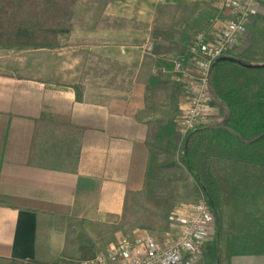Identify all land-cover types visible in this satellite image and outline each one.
Returning <instances> with one entry per match:
<instances>
[{
	"label": "crops",
	"instance_id": "0c3cea01",
	"mask_svg": "<svg viewBox=\"0 0 264 264\" xmlns=\"http://www.w3.org/2000/svg\"><path fill=\"white\" fill-rule=\"evenodd\" d=\"M218 2L76 0L57 45L0 47V264L73 261V222L106 225L143 201L157 128L175 126L176 118L158 119L157 104L166 96L180 113L188 101L189 86L171 78L172 61L196 33L221 26ZM148 41L152 55L142 49ZM246 41L225 56L236 58ZM153 77L169 88L151 99ZM211 173L221 202L223 185ZM253 208L258 220L264 207ZM226 259L264 264V249ZM204 261L199 254L193 264Z\"/></svg>",
	"mask_w": 264,
	"mask_h": 264
},
{
	"label": "trees",
	"instance_id": "16d2710c",
	"mask_svg": "<svg viewBox=\"0 0 264 264\" xmlns=\"http://www.w3.org/2000/svg\"><path fill=\"white\" fill-rule=\"evenodd\" d=\"M76 0H0V47L51 48L57 37L70 32ZM10 24V30L8 25ZM243 62V61H242ZM248 67L234 61L215 62L211 72L212 98L222 111L219 125L188 132L182 139L171 121L157 128L159 147L172 153L180 144L178 163L201 178L211 204L219 207L217 181L209 169L211 156L264 167V57ZM166 80L153 77L147 84L151 99L156 90H167ZM226 111H225V109ZM146 176L143 202L155 206L170 201L160 188L157 165L152 161ZM23 264V263H13ZM52 264H59L54 262Z\"/></svg>",
	"mask_w": 264,
	"mask_h": 264
},
{
	"label": "rangeland",
	"instance_id": "374dc122",
	"mask_svg": "<svg viewBox=\"0 0 264 264\" xmlns=\"http://www.w3.org/2000/svg\"><path fill=\"white\" fill-rule=\"evenodd\" d=\"M262 1V12L254 16L248 28L243 52L235 54L236 59L245 63L254 64L264 57V0ZM62 37L60 35L56 38L57 44ZM156 109L161 121L171 117L173 121L179 115L175 103L166 96H162ZM174 130L178 133L175 126ZM153 153L152 161L158 166L156 178H159L160 188L168 191L170 201L165 205L150 206L139 199L124 218L112 219L110 223L102 226H92L83 221L73 222L71 230L75 259L62 261L60 264H77L90 259L95 253L104 251L109 244L123 237H132L131 233L140 229L154 235L159 241H165L172 236L173 231L169 229L167 221L169 212L190 208L199 199V195L207 191L201 178L193 177L178 163L179 143L175 145L172 153L161 147H153ZM209 162L211 171L217 175L223 186L219 207H214L210 202L217 222L213 238L200 249V255H204L205 264H227L226 258L233 252L264 249V212L258 214V220L250 215L256 203L264 207V170L255 168L256 166L246 167L238 163L223 162L222 159L212 156ZM256 192L260 194L256 196ZM104 235L106 237H100Z\"/></svg>",
	"mask_w": 264,
	"mask_h": 264
},
{
	"label": "built area",
	"instance_id": "2783aa9c",
	"mask_svg": "<svg viewBox=\"0 0 264 264\" xmlns=\"http://www.w3.org/2000/svg\"><path fill=\"white\" fill-rule=\"evenodd\" d=\"M217 8L224 18L221 26L212 34L196 33L188 53L172 61V80L189 86L188 101L175 119L181 139L197 127L221 122L210 88L213 65L242 43L254 16L262 12L261 0H219ZM142 49L152 55L154 45L148 41ZM167 221L173 233L165 241L139 231L77 264H193L215 230L216 217L207 193L200 194L190 208L170 211Z\"/></svg>",
	"mask_w": 264,
	"mask_h": 264
},
{
	"label": "water",
	"instance_id": "95a60500",
	"mask_svg": "<svg viewBox=\"0 0 264 264\" xmlns=\"http://www.w3.org/2000/svg\"><path fill=\"white\" fill-rule=\"evenodd\" d=\"M225 60H228V61H234V62H237L239 64H244L241 60L239 59H236L234 57H228V56H222L220 58L217 59V62H220V61H225ZM245 66H248V67H252V66H258V65H250V64H244ZM260 66H264V64L260 65Z\"/></svg>",
	"mask_w": 264,
	"mask_h": 264
}]
</instances>
